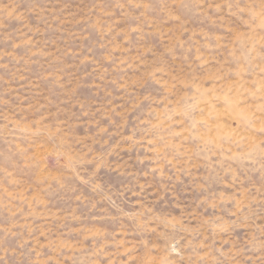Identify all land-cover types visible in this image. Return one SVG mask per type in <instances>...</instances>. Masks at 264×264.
<instances>
[{
  "label": "rangeland",
  "instance_id": "obj_1",
  "mask_svg": "<svg viewBox=\"0 0 264 264\" xmlns=\"http://www.w3.org/2000/svg\"><path fill=\"white\" fill-rule=\"evenodd\" d=\"M0 264H264V0H0Z\"/></svg>",
  "mask_w": 264,
  "mask_h": 264
}]
</instances>
